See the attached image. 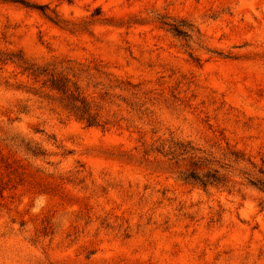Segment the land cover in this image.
Listing matches in <instances>:
<instances>
[{"label": "rangeland", "instance_id": "374dc122", "mask_svg": "<svg viewBox=\"0 0 264 264\" xmlns=\"http://www.w3.org/2000/svg\"><path fill=\"white\" fill-rule=\"evenodd\" d=\"M260 182L264 0H0V264H264Z\"/></svg>", "mask_w": 264, "mask_h": 264}, {"label": "trees", "instance_id": "16d2710c", "mask_svg": "<svg viewBox=\"0 0 264 264\" xmlns=\"http://www.w3.org/2000/svg\"><path fill=\"white\" fill-rule=\"evenodd\" d=\"M30 7V5L28 4ZM178 35H183L184 31L180 28L173 27ZM15 63V62H14ZM18 66L23 70V75L28 74L30 77H33L35 80L46 77L45 87H48L52 92H56L61 96V102L64 105V108L78 121L86 124L87 127H103V124L100 120V114L95 112L93 109L92 103L87 99V97L82 92L79 86V78L75 74L73 78L77 81H73L71 74L54 73L49 72L48 69L41 68L37 65L29 64L24 60H19ZM179 145L171 147V153L173 155L177 152V147ZM187 181H193L196 185H199L203 188H208L210 186L220 185L221 179L216 175H207L201 176L195 172L189 175ZM262 184V192L264 193V182Z\"/></svg>", "mask_w": 264, "mask_h": 264}]
</instances>
